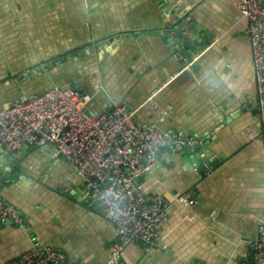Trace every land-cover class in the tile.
I'll return each instance as SVG.
<instances>
[{"label": "crops", "instance_id": "0c3cea01", "mask_svg": "<svg viewBox=\"0 0 264 264\" xmlns=\"http://www.w3.org/2000/svg\"><path fill=\"white\" fill-rule=\"evenodd\" d=\"M181 21L198 36L190 56L168 41ZM247 25L237 0H0V108L73 81L90 95V112L124 103L143 124L151 102L162 130L202 136L199 147H163L139 179L145 193L192 189L198 200L172 203L159 242L129 243L117 264H252L264 215V131ZM16 158L14 179L0 174V194L25 227L1 224L0 263L37 241L71 264H107L116 230L86 180L52 149Z\"/></svg>", "mask_w": 264, "mask_h": 264}, {"label": "built area", "instance_id": "2783aa9c", "mask_svg": "<svg viewBox=\"0 0 264 264\" xmlns=\"http://www.w3.org/2000/svg\"><path fill=\"white\" fill-rule=\"evenodd\" d=\"M237 5L248 21L256 108L264 131V0H237ZM94 82L97 89H103L98 78ZM89 100L90 95L79 88L54 84L41 93L1 107L0 158L6 152L16 156L27 150L26 146L52 149L64 158L86 180L104 217L113 223L116 240L107 264H117L129 243L159 242L172 203L194 205L198 200L192 189L172 198L145 193L139 179L157 161L164 145L176 152L199 144L202 136L162 130L156 123L157 111L151 102L146 106L149 119L139 124L124 103L111 102L94 113L87 110ZM8 166L7 161L0 163V169ZM256 219L258 236L252 264H264V215ZM6 220L25 227L21 210L0 194V226ZM8 264H71V261L51 244L33 241Z\"/></svg>", "mask_w": 264, "mask_h": 264}, {"label": "water", "instance_id": "95a60500", "mask_svg": "<svg viewBox=\"0 0 264 264\" xmlns=\"http://www.w3.org/2000/svg\"><path fill=\"white\" fill-rule=\"evenodd\" d=\"M186 23H187V21L178 22L177 25H175L173 27V30L171 31V33H169L170 29H168V28L167 29H163V32H165L167 34L169 33L168 41L171 44L177 42V47L176 48L182 50V54L183 55L190 56L193 53L197 52V48H194V49L191 48L190 45H189V41L192 42V43H197L198 36H197V34H195L193 37H191L189 34H185L184 33L185 27L187 26ZM190 27H191L192 30H194L196 26L190 25ZM188 60H189V58H188ZM56 61H57V59H54L53 61H49L48 63H43L41 67L31 68L28 75H30V73L36 72L38 70H41L42 68H48L49 63L51 65H54L56 63ZM62 86L63 87H68V86L70 87L71 86V87H74V88H78V86L77 87L74 86V82L73 81H70L69 83L63 84ZM196 146L197 147L202 146V143L197 144ZM163 147H168V145L166 144ZM31 148H34V147H31ZM187 148L188 147L182 148L179 151L188 150ZM26 149L28 150L30 148L26 146ZM27 150L19 151V153H17V154L21 155L22 153H25ZM16 157H17V155L15 156L13 154H10L9 152L5 153L4 160L9 162V166L6 167V168L0 169V174L1 175L3 174L2 178H12V179H14V177H13L14 174H10V173H11V169H12L11 166L13 165V163L17 162V158ZM205 168H206V166H205ZM0 179H1V176H0Z\"/></svg>", "mask_w": 264, "mask_h": 264}]
</instances>
